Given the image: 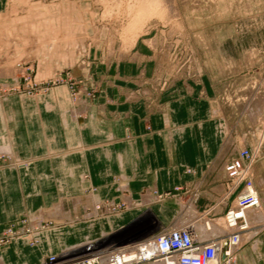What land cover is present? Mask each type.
<instances>
[{
    "label": "rangeland",
    "instance_id": "1",
    "mask_svg": "<svg viewBox=\"0 0 264 264\" xmlns=\"http://www.w3.org/2000/svg\"><path fill=\"white\" fill-rule=\"evenodd\" d=\"M99 91H201L223 119L225 161L212 175L149 193L140 207L95 198L90 185L69 196L60 184L49 205L38 199L36 208L0 223V258L42 264L49 255L97 252L100 262L124 254L157 233L152 217H165L156 206L163 203L176 213L163 228L180 220L195 237L212 240L229 233L225 214L246 188L262 204L245 214L250 226L240 233L237 264L242 245L264 231V0H0V146L9 144L3 139L15 119L22 130L31 120L40 130L47 112L56 109L60 118L67 98L70 117L86 118V104ZM233 159L245 167L235 180L227 170ZM34 162L0 149V171ZM64 179L70 190L77 187L74 178Z\"/></svg>",
    "mask_w": 264,
    "mask_h": 264
},
{
    "label": "crops",
    "instance_id": "2",
    "mask_svg": "<svg viewBox=\"0 0 264 264\" xmlns=\"http://www.w3.org/2000/svg\"><path fill=\"white\" fill-rule=\"evenodd\" d=\"M202 95L201 91H99L86 104L87 117L77 121L68 113V98L65 104L62 101L60 118L54 115L56 109L47 112L40 130L33 120L22 130L20 119H13V129L8 126L3 139L9 144L4 142L0 149L13 148L35 162L0 171V223L25 208H36L38 199L49 205L61 193L60 184L69 196L81 195L90 185L96 188L95 198L140 207L149 193L158 196L212 175L215 165L225 161L226 143L218 130L223 119L213 114V99ZM67 176L76 180L77 187L70 190ZM156 206L165 215L158 214L160 220L152 215L157 225L170 223L176 213L164 210L167 203ZM19 242L10 248L16 249ZM1 263L9 264L4 257ZM237 264H264V231L242 245Z\"/></svg>",
    "mask_w": 264,
    "mask_h": 264
},
{
    "label": "built area",
    "instance_id": "3",
    "mask_svg": "<svg viewBox=\"0 0 264 264\" xmlns=\"http://www.w3.org/2000/svg\"><path fill=\"white\" fill-rule=\"evenodd\" d=\"M243 155L249 156L247 151ZM243 161L233 159L227 166L230 177L235 180L243 176ZM242 173V174H241ZM246 188L239 194L238 206L231 207L226 212L228 224L232 231L214 237L210 241L194 240L191 233L186 229H178L164 232L157 237L155 247L149 251L141 248L144 252L140 257L133 259H108L99 262L98 256L85 257L78 261H59L56 255H49L44 264H235L236 253L240 245V233L246 228L243 225V209L257 206L258 199L252 193H245Z\"/></svg>",
    "mask_w": 264,
    "mask_h": 264
},
{
    "label": "bare ground",
    "instance_id": "4",
    "mask_svg": "<svg viewBox=\"0 0 264 264\" xmlns=\"http://www.w3.org/2000/svg\"><path fill=\"white\" fill-rule=\"evenodd\" d=\"M253 195H255L256 197H257V199H258V203H257V205L259 204V197L257 196V193H252ZM237 204H239V201H237ZM236 206H238V205H236ZM256 207V206H255ZM255 207H245L244 209H243V211L245 210V212L243 213V215H244V217H243V225H245L246 227H249L250 226V223H249V219L246 217V215L245 214H247L248 213V210L249 209H253V208H255ZM183 223L182 221H178V220H176V221H174L173 223H174V225L173 226H168V227H166V228H163L162 226H161V224L160 225H158V231H157V233L155 234L154 233V235L153 236H151V237H147V239L145 240V241H143V242H141L140 244H138V246L137 247H135V248H132V249H128V248H124V250L126 251L124 254H120V253H118V255H116L115 253H112L111 252V254L112 255H109L107 258H105V259H103L102 261H104L103 263H106L107 261H108V259H110L111 257H112V259H119V258H124V259H135V258H138V257H140L144 252H142L141 251V248L143 247V248H146L147 250H149V251H151V250H153L154 249V247H155V243H156V239H157V237L158 236H160L161 234H163L164 232H170V231H174V230H178V229H182V228H186L190 233H191V235H192V237H193V239L194 240H199V241H208V240H211V239H201V238H197V237H195L194 236V233H193V231L185 224V222L183 223V224H178V223ZM215 223V222H214ZM223 223H224V226H225V228L227 229L228 228V230H229V232L230 231H232V228H231V226L228 224V219L225 217V219L223 220ZM219 224V223H218ZM191 226V225H190ZM206 227V229L208 230V231H212V234L214 233V231L218 228H216L215 226L216 225H214L212 222H207L206 223V225H205ZM205 229V230H206ZM197 231V230H196ZM218 232V231H217ZM220 232V231H219ZM221 232H222V229H221ZM206 233H208L207 231H206ZM215 233H216V231H215ZM199 235V234H198ZM150 236V235H149ZM208 235H206V237H207ZM241 236V235H240ZM240 240H243V238L242 237H240ZM100 252V251H99ZM97 252H95V255L93 254V255H88V256H85V255H81V256H79V257H72V258H68V259H66L65 257H63L64 256V254L63 255H60V256H57L58 257V260L59 261H63V262H66V261H78V260H81V259H84L85 257H89V258H91L92 256H97V254H96ZM122 253V252H121ZM90 254V253H89ZM42 264H44V263H42Z\"/></svg>",
    "mask_w": 264,
    "mask_h": 264
}]
</instances>
